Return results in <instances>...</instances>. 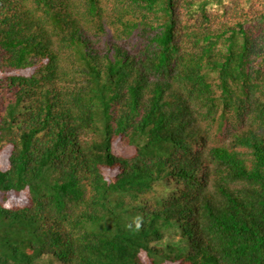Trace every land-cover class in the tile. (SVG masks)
Returning <instances> with one entry per match:
<instances>
[{"label": "trees", "instance_id": "obj_1", "mask_svg": "<svg viewBox=\"0 0 264 264\" xmlns=\"http://www.w3.org/2000/svg\"><path fill=\"white\" fill-rule=\"evenodd\" d=\"M0 264H264V0H0Z\"/></svg>", "mask_w": 264, "mask_h": 264}, {"label": "clouds", "instance_id": "obj_2", "mask_svg": "<svg viewBox=\"0 0 264 264\" xmlns=\"http://www.w3.org/2000/svg\"><path fill=\"white\" fill-rule=\"evenodd\" d=\"M142 223H143L142 217L137 215V216L133 217L131 219V221L126 226L129 229H133V227H134L135 230L138 231L141 228Z\"/></svg>", "mask_w": 264, "mask_h": 264}]
</instances>
